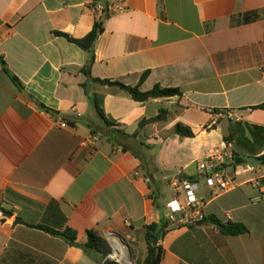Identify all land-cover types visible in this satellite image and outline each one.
Wrapping results in <instances>:
<instances>
[{
	"label": "crops",
	"instance_id": "crops-1",
	"mask_svg": "<svg viewBox=\"0 0 264 264\" xmlns=\"http://www.w3.org/2000/svg\"><path fill=\"white\" fill-rule=\"evenodd\" d=\"M96 1L108 0H0V264H98L30 226L74 230L80 244L97 230L124 263L145 260L146 227L168 212L156 207L161 184L178 174L197 180L190 167L233 123L264 128V110L255 109L264 106V0H127L104 14L92 10ZM96 22L104 30L93 79L183 96L136 102L90 82L81 72L88 54L56 33L82 39ZM90 96L115 126L98 118ZM178 124L195 137L176 134ZM92 134L100 143L82 148ZM246 176L227 193L204 185L200 197L206 219L241 223L249 233L169 224L161 264H264V178Z\"/></svg>",
	"mask_w": 264,
	"mask_h": 264
},
{
	"label": "trees",
	"instance_id": "trees-1",
	"mask_svg": "<svg viewBox=\"0 0 264 264\" xmlns=\"http://www.w3.org/2000/svg\"><path fill=\"white\" fill-rule=\"evenodd\" d=\"M103 24L101 22H96L92 31L82 39L73 38L67 34L59 33L58 36L65 37L71 43L80 47L83 51L88 54V61L81 72L88 78L90 82L98 83L103 86L113 85L121 91L128 93L136 102H147L151 99L160 98H172V97H182L183 92L178 88H164L161 85H156L151 91L142 92L140 86L130 87L118 82H111L110 80H98L92 78V67L95 63V47L99 36L103 32ZM148 73H145L141 78V84L147 79ZM13 81L16 85L23 89V85L19 80L12 76ZM84 88L87 85H83ZM90 102L95 108L98 118L108 127L115 126V123L110 120L103 109V103L97 96H90ZM43 109L48 110V108L43 107ZM255 109L264 110V106L255 107ZM163 114V113H162ZM161 118V116H160ZM159 119V118H158ZM152 121H143L140 127L145 126ZM215 129V126L212 127ZM176 134L183 138H194L195 133L188 126L183 124H178L176 126ZM227 142L236 145L241 152H244L251 156H259V159L263 161L264 155H261L264 151V128L260 126H255L251 124L233 123L230 126V133L225 139ZM238 155L245 156L243 153H237ZM159 196L155 197L156 207L159 209ZM211 224L216 225L222 234L226 236H240L249 233V229L241 223H222L217 217L211 216L204 220ZM18 223L24 222L21 219L17 220ZM30 226V225H29ZM33 228H38L55 237H61L66 242L74 247H78L84 251L90 258L96 261L98 264H118L115 261H111L108 257L112 252V247L109 241L97 230H90L87 233V241L84 244L77 242V233L74 230L68 229L64 232H58L43 226H30ZM169 227V222L167 217L163 214L161 216L160 222L152 223L146 227V242H147V257L145 260H139L136 264H161L163 258V250L158 247L157 244L164 238L167 233V228Z\"/></svg>",
	"mask_w": 264,
	"mask_h": 264
},
{
	"label": "built area",
	"instance_id": "built-area-1",
	"mask_svg": "<svg viewBox=\"0 0 264 264\" xmlns=\"http://www.w3.org/2000/svg\"><path fill=\"white\" fill-rule=\"evenodd\" d=\"M127 0H108L107 2L96 1L92 10L96 14H104L107 11L117 12L123 9ZM59 125L64 126L62 121ZM102 140L100 134H92L81 142L82 148L95 147ZM264 155V152L261 154ZM235 144L222 140L218 147L211 150L205 157L196 162L198 179L194 180L182 174L173 176L169 180V187L173 190L172 199L167 203V220L169 224L182 226H195L206 219L204 212L205 203L200 197L201 183L220 193H227L238 187V175L256 176L253 182L259 183L264 178V164L251 165L245 162L237 164ZM259 158V156H256ZM230 220L231 216H227ZM160 247V242L157 244ZM118 264H127L120 259L118 249L115 247L113 253L108 257ZM130 264H132L130 262Z\"/></svg>",
	"mask_w": 264,
	"mask_h": 264
},
{
	"label": "rangeland",
	"instance_id": "rangeland-1",
	"mask_svg": "<svg viewBox=\"0 0 264 264\" xmlns=\"http://www.w3.org/2000/svg\"><path fill=\"white\" fill-rule=\"evenodd\" d=\"M215 135L217 134V133H214ZM236 150H239V148H236ZM135 151H137V153H139L140 152V149H137V150H135ZM153 153H155V150H154V148H151V149H149V150H146V152H145V154L146 155H148V156H151V155H153ZM190 170L191 171H195L196 170V165L194 164L192 167H190ZM155 173H157V172H155ZM160 172L159 173H157L155 176H156V179L158 180L159 178H161V176H160ZM250 175H248V176H246V177H249ZM171 177V176H170ZM204 186V184L203 183H201V190L204 188L203 187ZM154 188H155V186H154ZM161 189H162V196H160L159 197V200H158V203H159V205H160V203L161 204H167L171 199H172V196H173V190L168 186V184H166V183H162L161 184ZM165 215H166V217L168 216V212H166L165 213ZM110 243V242H109ZM110 245H111V247H112V252L110 253V255L113 253V245L110 243ZM109 255V256H110ZM131 260H130V262L132 263V264H136V262H135V258H130Z\"/></svg>",
	"mask_w": 264,
	"mask_h": 264
},
{
	"label": "water",
	"instance_id": "water-1",
	"mask_svg": "<svg viewBox=\"0 0 264 264\" xmlns=\"http://www.w3.org/2000/svg\"><path fill=\"white\" fill-rule=\"evenodd\" d=\"M245 162L251 165H261L263 164V161L259 158H256L254 156H239L237 157V164L242 165ZM204 222H199L198 225H202Z\"/></svg>",
	"mask_w": 264,
	"mask_h": 264
},
{
	"label": "bare ground",
	"instance_id": "bare-ground-1",
	"mask_svg": "<svg viewBox=\"0 0 264 264\" xmlns=\"http://www.w3.org/2000/svg\"><path fill=\"white\" fill-rule=\"evenodd\" d=\"M127 261H128V263L127 264H130V261H129V259L127 258Z\"/></svg>",
	"mask_w": 264,
	"mask_h": 264
}]
</instances>
